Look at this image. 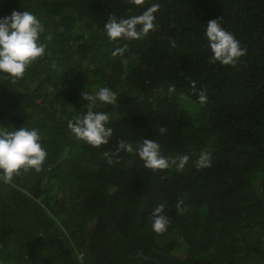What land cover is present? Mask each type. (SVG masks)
<instances>
[{
    "label": "trees",
    "instance_id": "1",
    "mask_svg": "<svg viewBox=\"0 0 264 264\" xmlns=\"http://www.w3.org/2000/svg\"><path fill=\"white\" fill-rule=\"evenodd\" d=\"M152 4L157 31L109 41L110 15ZM13 11L40 20L47 47L23 79H0V126L38 130L47 158L39 174L0 181V264H264V0H0V18ZM216 18L246 49L234 67L208 62ZM101 87L117 99L93 109L112 129L96 148L67 125L87 111L81 93ZM144 139L188 155L184 171L153 172L125 151L107 163L119 141ZM203 152L211 166L197 171ZM160 204L170 223L156 234Z\"/></svg>",
    "mask_w": 264,
    "mask_h": 264
},
{
    "label": "clouds",
    "instance_id": "2",
    "mask_svg": "<svg viewBox=\"0 0 264 264\" xmlns=\"http://www.w3.org/2000/svg\"><path fill=\"white\" fill-rule=\"evenodd\" d=\"M127 3L141 6L145 0H127ZM158 10L159 4H152L139 16L118 20L115 14L110 15L104 25L109 41L139 40L146 37L150 31H157L159 26L154 13ZM43 31L42 23L30 11H13L9 16L0 18V79L16 83L24 78L26 71L34 62L44 57L47 45L39 42ZM205 37L212 53L208 61L210 64L219 63L221 66L234 67L239 58L246 55V49L241 46L240 41L222 28L218 18L207 22ZM51 38L50 35L47 37L48 40ZM126 48V44L122 48H117L113 55L122 54ZM191 86L196 92L194 81L191 82ZM175 90V85H169V94ZM196 94L198 103L204 106L208 100L206 92L201 90ZM81 97L87 101V111L75 120H70L67 127L76 139L98 148L108 143L112 129L106 127L109 122L108 113L93 109L100 105L115 106L117 96L108 87H101L95 94L83 91ZM166 131L165 126L159 127L161 134H165ZM40 140V134L36 129L28 130L21 127L19 130L9 131L0 126V181L12 184L22 173L39 174L43 170L47 152ZM121 151L137 155L143 162V167L153 172L174 168L179 173L184 171L189 161L186 154L164 156L160 145L151 139H144L136 148L121 140L115 153L105 152L103 155L111 165L112 156H118ZM116 162L119 163V159ZM210 166V154L207 152L201 153L194 163L197 171ZM183 205L184 200L178 199L176 210L180 214L185 212ZM164 208L165 205L160 204L152 212L151 227L156 234H163L170 223L169 218L162 214Z\"/></svg>",
    "mask_w": 264,
    "mask_h": 264
}]
</instances>
